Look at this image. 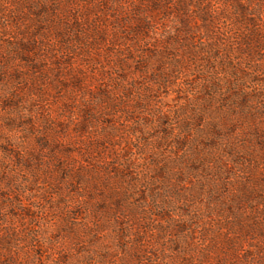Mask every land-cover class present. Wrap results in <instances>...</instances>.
I'll return each mask as SVG.
<instances>
[{"label":"rangeland","instance_id":"1","mask_svg":"<svg viewBox=\"0 0 264 264\" xmlns=\"http://www.w3.org/2000/svg\"><path fill=\"white\" fill-rule=\"evenodd\" d=\"M0 264H264V0H0Z\"/></svg>","mask_w":264,"mask_h":264},{"label":"trees","instance_id":"2","mask_svg":"<svg viewBox=\"0 0 264 264\" xmlns=\"http://www.w3.org/2000/svg\"><path fill=\"white\" fill-rule=\"evenodd\" d=\"M246 95H247V93H246ZM204 126H207L209 129H206V133L205 134H209L210 132H215L216 131V128H217V125H213V123L212 122H210V121H208L207 120V122L205 123L204 122ZM246 127H251V124L250 125H248V126H246ZM256 127L255 126H253V129H255ZM191 133V132H190ZM208 136H210V135H208Z\"/></svg>","mask_w":264,"mask_h":264}]
</instances>
